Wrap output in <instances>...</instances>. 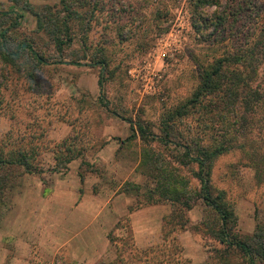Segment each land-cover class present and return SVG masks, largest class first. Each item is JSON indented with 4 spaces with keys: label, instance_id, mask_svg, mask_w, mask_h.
Listing matches in <instances>:
<instances>
[{
    "label": "rangeland",
    "instance_id": "obj_1",
    "mask_svg": "<svg viewBox=\"0 0 264 264\" xmlns=\"http://www.w3.org/2000/svg\"><path fill=\"white\" fill-rule=\"evenodd\" d=\"M59 1L29 0L32 8L25 10L18 28L20 39L35 36L36 13ZM102 1L106 11L94 21L87 44L91 55L107 57L105 68L89 60L53 63L31 82L2 65L7 77L0 88V135L12 136L17 143L32 137L38 144L44 172L17 176L6 191L0 208V264H9L18 256L29 258V264H51L50 254L59 239L50 231H75L83 226L84 233L89 229L96 235L83 245L90 251L100 247L106 235L111 234L117 242H111L106 259L97 264L216 261V251L225 247L210 231L203 230L205 222H212L215 215L201 199L194 200L187 212L188 225L177 233L178 244L163 238V225L173 210L170 202L147 203L146 195L157 183L149 175V167L144 166V157L148 161L146 157L152 159L161 153L173 160L171 154H177V148L163 149L159 142L143 140L139 135L129 137L133 125L139 123L157 135L163 134L167 113L187 103L201 84L203 69L228 54V26L196 32L190 0H119L120 8L111 7L112 0ZM0 3L6 8L10 2ZM215 11L220 13L222 8L204 10L209 15ZM40 37L41 44L47 42L44 35ZM83 51V43L77 38L67 52ZM212 104L204 101L199 108H190L176 118L174 141L199 143L203 138L206 144L225 143L228 147V140L234 136L224 129L231 130L232 122L212 116ZM63 142L71 144L78 156L58 165L54 151ZM182 170L197 183L193 179L196 165ZM212 185L215 192L225 191V200L237 217L235 229L239 234L252 233L257 217L264 220V184H256L255 169L244 150L235 146L215 160ZM67 199L72 200L71 206L64 201ZM82 200L81 209L71 213ZM85 213L84 225L79 223V215ZM131 213L136 215V233L146 229L152 235L135 239ZM106 217L108 224L104 225L102 219ZM232 260L242 262L236 256Z\"/></svg>",
    "mask_w": 264,
    "mask_h": 264
},
{
    "label": "trees",
    "instance_id": "obj_2",
    "mask_svg": "<svg viewBox=\"0 0 264 264\" xmlns=\"http://www.w3.org/2000/svg\"><path fill=\"white\" fill-rule=\"evenodd\" d=\"M8 2L6 8L0 3V88L7 77L2 65L35 82L44 67L53 63L70 61L81 64L83 60H89L102 69L109 64L105 55H91L87 44L94 21L106 11L102 0H60L53 6H46L44 11L36 13L37 34L24 39H20L18 28L22 25L25 10L31 9L32 5L29 0ZM112 2L111 7L119 5L120 8L119 0ZM190 5L192 26L196 32L210 26L215 29L228 26L231 44L228 45V54L203 69L201 84L191 99L167 113L163 134L149 131L142 123L137 127L133 125L130 139L139 135L143 140L150 138L159 142L163 149L172 145L177 148V154H171L173 160L161 153L152 159L146 157L148 161L144 157L143 164L149 167V175L157 183L155 190L147 193V203L170 202L173 210L163 225V238L178 244L177 233L188 225L187 212L193 208L194 200L201 199L215 215L212 222H205L203 230L210 231L225 247L216 251V261L209 259L207 264H238L237 260H232L234 256L241 259V264H264V220L257 217L252 233L239 234L235 229L237 217L233 206L225 200V191L215 192L212 185L215 160L235 146L244 150L249 165L254 167L256 184H264V113H261L264 108V3L262 0H190ZM213 6L222 8V11H215L212 15L204 12L206 7ZM40 32L47 39L44 44L39 42L43 36L39 35ZM77 38L83 43V54L76 52L70 55L67 51ZM100 86L103 88L102 77ZM208 100L213 103L209 110L214 112L212 116L228 118L232 122L231 130L224 127L220 130L234 136L228 140V147L225 143L206 144L203 138L199 143L187 139L174 141L176 118L187 114L190 108H199ZM11 137L0 135V208L4 206L6 191L14 178L25 173L43 175L44 172L34 139L31 137L27 142L17 143ZM72 147L67 142L57 146L54 152L58 165H66L76 159L78 153L75 154ZM63 151L68 155L64 156ZM192 164L196 165L193 172L195 184L191 177L182 173L183 168ZM109 239L117 243L111 234ZM178 261L179 264H188Z\"/></svg>",
    "mask_w": 264,
    "mask_h": 264
},
{
    "label": "crops",
    "instance_id": "obj_3",
    "mask_svg": "<svg viewBox=\"0 0 264 264\" xmlns=\"http://www.w3.org/2000/svg\"><path fill=\"white\" fill-rule=\"evenodd\" d=\"M67 205H72V200L67 199L64 200ZM63 201V202H64ZM49 202V201H48ZM52 203V201H51ZM76 203V202H75ZM83 206V200L76 205V208L74 210H71V213H76V210L81 209ZM80 219L82 222H79L81 224L85 225L84 219L87 218L88 213H85V215L80 214ZM135 213H131V218L133 221L131 222L132 228H134V237L137 240L142 235L144 236H150L152 235L150 230H146L144 233L137 234L136 233V227H135ZM104 225L108 224L107 217L105 219H102ZM115 223V222H114ZM57 225V224H56ZM55 225V226H56ZM54 225H50L51 228L55 227ZM84 228V226H83ZM83 228L80 227L79 229L75 231H69L68 229L63 231L53 230L50 231L54 237H57L59 239L58 246L54 247L52 249V252L50 254V260H52L50 263H59L64 262L68 264H97L102 258L106 259V252L108 250H111V241L109 239L108 235H104L105 237L101 239V246L100 247H94L92 251L89 250L88 246H83L85 243L88 245L89 241L86 240L88 238H94L96 235L93 231H89L87 229L88 233L83 232ZM57 229V228H55ZM104 234V231H103ZM61 254H65L62 256ZM16 262V264H29L30 259L27 257H17L16 259L12 260L9 264H13V262ZM125 264H131V263H125Z\"/></svg>",
    "mask_w": 264,
    "mask_h": 264
}]
</instances>
